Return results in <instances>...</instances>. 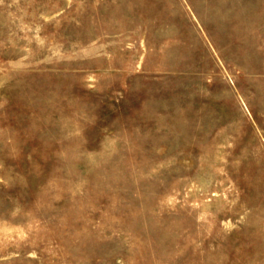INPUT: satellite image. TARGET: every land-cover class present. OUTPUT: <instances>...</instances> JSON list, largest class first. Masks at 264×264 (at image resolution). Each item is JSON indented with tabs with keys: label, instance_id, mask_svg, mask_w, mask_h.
<instances>
[{
	"label": "rangeland",
	"instance_id": "1",
	"mask_svg": "<svg viewBox=\"0 0 264 264\" xmlns=\"http://www.w3.org/2000/svg\"><path fill=\"white\" fill-rule=\"evenodd\" d=\"M0 264H264V0H0Z\"/></svg>",
	"mask_w": 264,
	"mask_h": 264
}]
</instances>
